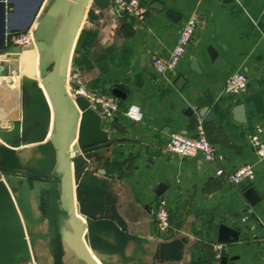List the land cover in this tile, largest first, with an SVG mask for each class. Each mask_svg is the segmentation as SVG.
Masks as SVG:
<instances>
[{
  "label": "crops",
  "instance_id": "1",
  "mask_svg": "<svg viewBox=\"0 0 264 264\" xmlns=\"http://www.w3.org/2000/svg\"><path fill=\"white\" fill-rule=\"evenodd\" d=\"M14 1L11 21L20 24L39 0ZM40 1L33 43L0 54L8 70L0 75V264H84L73 252L61 200L49 203L55 113L41 78L76 0ZM142 1L147 14L141 21L118 13L113 0H89L69 55L65 86L71 97L83 86L114 96L120 112L135 104L143 114L133 122L120 112L108 119L91 104L78 110L69 153L79 174L73 194L83 245L96 264H214V244L221 245L220 264H264V160L250 143L257 126L264 139V0ZM190 17L197 28L184 55L174 71L158 74L152 57L168 54ZM234 72L247 77L239 94L223 90ZM31 84L41 94L32 98L26 91L25 105L21 89ZM239 105L243 120L234 111ZM198 124L221 162L165 150L171 133L195 137ZM88 147L93 155L81 160L78 153ZM244 164L253 166L254 178L234 185L228 174ZM160 197L170 218L165 233L155 226ZM94 217L113 221L125 241L95 225ZM221 224L239 232L236 242L217 241Z\"/></svg>",
  "mask_w": 264,
  "mask_h": 264
},
{
  "label": "water",
  "instance_id": "2",
  "mask_svg": "<svg viewBox=\"0 0 264 264\" xmlns=\"http://www.w3.org/2000/svg\"><path fill=\"white\" fill-rule=\"evenodd\" d=\"M89 0H76L73 7L62 21L56 39L55 57L49 71H43L41 78L45 89L50 91L52 95L53 109L55 113V137H54V152L56 155V165L53 171V177L49 183V203L51 206L60 199L61 210L60 213L66 221L68 231L70 233L71 246L73 252L79 257L84 264H96L90 254L86 251L83 242V223L81 219L75 214L74 194H73V180L79 178V174L74 175L71 167V157L69 153V134L76 124L78 117V110L85 111L88 109L90 102L83 96L74 95L71 97L65 86V77L69 61L71 47L84 18V13ZM12 5V10L8 7ZM41 1L39 0L31 9L26 21L15 24L11 21V16L17 10V4L14 0H0V54H6L13 51V44L11 37L16 33L26 31L32 28L34 20L37 17ZM208 54L212 59H218L213 47L208 48ZM193 69L199 71L198 66L192 60ZM7 69H2L0 59V75H6ZM30 91L32 98L39 97L41 94L40 88L33 86L26 89H21L22 102L26 105L27 99L24 94ZM116 93V92H115ZM117 94V93H116ZM204 111H200V115H204ZM238 120H243L244 109L242 105L235 108ZM208 120L213 119L210 113L207 114ZM92 147L83 149L82 153H78L81 160L87 159L93 155ZM77 185V183H76ZM79 188L78 185L76 187ZM164 185L161 183L157 186L156 192L161 194ZM95 225H103L109 227L114 233L124 242L126 234L113 221L108 219H96ZM218 242H236L239 237V232L226 225H219L217 231Z\"/></svg>",
  "mask_w": 264,
  "mask_h": 264
},
{
  "label": "built area",
  "instance_id": "3",
  "mask_svg": "<svg viewBox=\"0 0 264 264\" xmlns=\"http://www.w3.org/2000/svg\"><path fill=\"white\" fill-rule=\"evenodd\" d=\"M113 4L118 13L144 20L147 14V6L142 0H113ZM197 28V21L194 17L188 18L179 30L175 45L167 55H154L151 59V66L158 74H165L174 71L186 51ZM34 41L32 28L16 33L11 38V43L20 48H25ZM247 88V77L243 72H234L226 80L224 91L229 94H239ZM75 94L85 97L102 116L112 119L120 112L118 100L109 94H99L88 91L85 87L79 86L75 89ZM133 107L138 111L133 112ZM127 120L138 122L143 118L141 109L130 104L120 112ZM139 119H136V117ZM262 127L257 126L250 136V143L254 147L258 159L264 160V139L262 138ZM164 148L169 153L177 154L181 157H190L201 154L205 161L221 162L222 157L217 152L215 146L208 140L204 128L201 124L196 126V136L189 137L182 133H171ZM223 169L219 166L215 170L217 176L222 175ZM254 178V168L251 164L236 166L228 174V179L234 185L244 180ZM155 226L160 233H165L170 227L169 211L166 199L160 197L156 202ZM220 244H214L215 253L214 264H220Z\"/></svg>",
  "mask_w": 264,
  "mask_h": 264
},
{
  "label": "clouds",
  "instance_id": "4",
  "mask_svg": "<svg viewBox=\"0 0 264 264\" xmlns=\"http://www.w3.org/2000/svg\"><path fill=\"white\" fill-rule=\"evenodd\" d=\"M132 111H133V112H136V111H138V108L133 107ZM136 119H139V117L137 116Z\"/></svg>",
  "mask_w": 264,
  "mask_h": 264
},
{
  "label": "rangeland",
  "instance_id": "5",
  "mask_svg": "<svg viewBox=\"0 0 264 264\" xmlns=\"http://www.w3.org/2000/svg\"><path fill=\"white\" fill-rule=\"evenodd\" d=\"M14 36V35H13ZM12 38V37H11Z\"/></svg>",
  "mask_w": 264,
  "mask_h": 264
}]
</instances>
